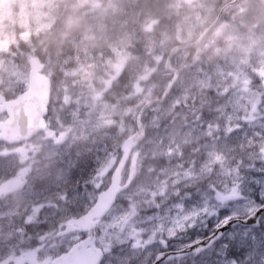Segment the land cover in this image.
<instances>
[{"label": "rangeland", "instance_id": "rangeland-1", "mask_svg": "<svg viewBox=\"0 0 264 264\" xmlns=\"http://www.w3.org/2000/svg\"><path fill=\"white\" fill-rule=\"evenodd\" d=\"M194 1L186 0L187 5L175 13L176 24H179V18L181 25L175 27L173 35L182 40L175 47L186 40L182 34L188 36L190 27L208 20L211 3L203 4L207 9L204 12L205 9L199 8V0ZM117 2L0 0V86L11 90V94L25 88L29 79V58L37 54L38 49L34 41L26 44L28 51L18 53L14 49L16 55L27 60V63L20 64L4 55L11 43L29 41L31 34L40 30H43L41 37L47 36L49 29L55 35L52 28L62 18L63 7L75 11V19L80 22L76 35H64V38H72L73 44L78 40L74 63L67 70L72 76L71 85L66 86L65 92V98L69 94L68 98L76 106L70 115L72 123L63 126L57 123L58 138L53 141L57 146L41 155L45 149L39 150L35 144L50 143L42 138L38 142L34 140L11 148L0 144V174L3 173L0 186H11L9 196L12 195L8 211L2 210L5 215L0 216V264H5L6 259L13 262L19 259L16 256L18 247L25 240H30L26 233L29 230L27 224L42 232L38 237L42 264H55L56 254L88 234L75 231L58 237V232L74 220L70 219L69 213L75 212L77 216L83 212L93 203L99 189L108 184L109 173L121 156L119 148L123 139L119 142V138L127 128L125 118L129 116L132 119L137 115L135 106L124 105L121 98L116 102L107 100L103 95L99 85L105 82L106 77L102 78L97 73L96 67L100 65L93 54L95 43H91L99 41L112 51L105 61L102 59V67L109 76L113 78L112 75L124 68L130 56L124 46L129 36L112 38L107 35L106 20L117 9ZM4 4L8 5L7 9ZM219 23L213 28V36L219 34L225 44L217 45L215 39L203 44L222 48L226 60L214 65V73L209 78L195 80L201 91L176 75L171 85H175V89L169 91L168 99L147 111L149 120L145 124L150 134L137 146L140 157L133 164L129 162L124 180L134 182L139 177L142 155L163 156L166 161L160 168L152 167L160 175L158 181L146 182L144 179L138 187L126 190L99 223L97 244L105 251L106 264H153L158 252L165 246H171L172 242L178 246L187 238L195 242L200 235L205 237L222 228L237 213L248 217L264 204L261 199L264 196V36L243 34L235 28L226 31L225 23ZM145 27L147 33H142L143 41L154 44L156 38L151 23ZM59 35H63L62 32ZM158 35L167 36L165 33ZM103 51L99 50L100 57L108 53L105 48ZM188 54L179 52L177 63L180 66L187 65ZM167 75L171 84L172 76ZM159 76L156 67L148 68L143 88L136 85L135 92L144 89V95L151 94L153 90L150 87L156 85ZM73 84L77 86L73 88ZM189 90L197 96L188 93ZM209 90H213L217 97L215 101H208L212 106L209 112H214L215 119L200 121L195 119L199 112L194 111V106H198ZM220 98L223 100L218 102ZM54 117L58 120L56 114ZM229 136L234 142H230ZM188 148L197 152L191 158L192 163L188 159L191 156L187 153L190 152ZM38 155L41 156L39 159ZM35 163H39V168L35 169L37 176H41L39 182L42 181L44 186L38 192L44 204L43 210L37 216L27 212L29 215L22 221L16 215L19 214L20 202L25 201L24 194L32 186L31 176L26 177V171L31 165L35 167ZM15 167L23 175L20 190L3 182L9 170ZM77 171L88 177L90 190L83 191L78 187V192H71L67 189ZM16 174L10 176L12 181L20 175ZM56 188L62 191L53 193ZM54 201L62 202L60 209L54 208ZM210 216L211 219L215 217L212 224L207 222ZM255 220L257 225L260 221L258 226L249 223L223 229L222 233L215 235L207 250H199V242L195 243L197 264H264V212ZM32 256L35 258V251H32ZM180 262L177 257H169L161 263Z\"/></svg>", "mask_w": 264, "mask_h": 264}, {"label": "trees", "instance_id": "trees-1", "mask_svg": "<svg viewBox=\"0 0 264 264\" xmlns=\"http://www.w3.org/2000/svg\"><path fill=\"white\" fill-rule=\"evenodd\" d=\"M196 1L197 0H195L194 3ZM231 1L232 0H199V8L205 9L204 12L207 10L203 7L204 3H211V7L208 11V20L205 19L206 21L204 20V22H202L200 25L190 27L193 30L192 39H195L198 36L206 23V25H208L218 18L221 9L225 5L226 7L223 10L221 16L218 18V22L225 23L226 31L235 28L240 29L243 34H257L261 36V32L264 29V0H240V3H237L236 5L229 4ZM117 3V9L113 11L106 20L108 23L107 35L114 38L115 36L119 37L127 34L129 36V40L126 42V44L124 43V46L126 48V52L129 53L130 56L121 73L117 77L113 78L111 84L108 83L109 85L105 98L114 102L121 98V103L124 105H137L138 108H141L143 104L142 99L144 98V89L137 93L135 92V87L138 85L139 87L143 88V82L145 81V75L147 74L149 67L157 66L156 68L158 69L160 76L156 82V85H152L150 87L152 88L150 90H153V92L151 93L152 95L148 97V99L162 96L170 82L165 70V61L166 56H168L171 49L178 43V39L175 37V34L173 35V31L175 27L177 28V26L180 27L181 25L179 18L177 19L179 24H176L175 13L179 8L181 10L187 4L186 0H119ZM60 15H62V18H60L52 28V30L55 32V35H53L49 29L48 35L51 34L49 39L43 40L41 43L40 41L43 38L41 37V34L43 33V30L33 32L29 41L22 40L18 44H15L14 42L11 43L10 49L6 55L15 59L16 62L20 64L23 62L27 63L25 58H20L19 54L16 55L14 53V49L15 52L18 53L21 51H28L26 44L30 41H34V45L38 47L37 54H39L45 61L47 65V71H51L55 85L58 87L59 84L60 94L63 96L67 90L66 88L63 89L62 85H66L71 79V77L67 75L65 71L74 63L75 55L78 52L76 50L78 40L73 44L72 38L69 39L68 36L64 38V35H69L70 33L71 35H76L78 33L77 28L80 22L78 19H75V11L69 10L68 7H63ZM66 19L68 20L66 21ZM151 22L152 32L156 38V42L154 44H148L147 42H144L142 37V33H147L145 26L147 23L150 24ZM60 32H62L63 35H59ZM158 33H165L167 36H169V38L167 39L166 35H164L165 37H160ZM182 35L184 38L187 37L184 33ZM52 36L55 37V42H50ZM213 39H215V43L217 45L221 46L225 44V40L221 38L219 34L217 36H213V29L210 30L201 43L195 47L187 49V52L189 53V60L186 61V66H180L177 63L179 52H174L172 62L173 65L179 70L178 78L182 77V79H186V81H188L192 86L196 85L197 87H192L195 90H199L200 85L195 84V80L202 81L204 78H209L211 74L214 73V65H216L219 61H225L226 57L222 48H214L213 44H208V46L203 44V42H210ZM157 40H159L161 45ZM91 43H95V46H92L94 50L93 53L95 58L99 60L97 63L100 66L96 67L97 73L98 75L101 74L102 78L106 77L105 80L109 82V80L112 78L109 76V74H107L105 67H102V59L105 61L106 56L111 55L112 51H110L108 45H103L99 41H91ZM104 48L108 50V53L107 55L105 54V57H100L98 52L99 50L103 51ZM160 55H163L164 58L157 60V57ZM208 61L209 63L207 64ZM209 84L210 83H208V85ZM102 85L103 84H100L99 87H102ZM174 86L170 90H174ZM57 87H55V90L58 92ZM73 88L75 87L73 86ZM103 88H105V84ZM209 91L210 92L208 94L202 96L201 100L205 101L202 102L200 100L198 102V106H194V108H196L194 111L199 112V115L195 117V119L198 118L200 121H204V119L208 121L215 119L214 112H209L212 106L208 104V101H215L217 100V97L215 94H213V90ZM188 93H194V96H197V94L192 90H189ZM61 97L55 98V101L52 98L53 104H55L54 102L62 101ZM188 97L190 96L188 95ZM199 106L201 109H199ZM194 111H191V113ZM54 114L55 113H51L50 117L53 118ZM209 117H211V119H208ZM147 119H149L147 118V115H144L143 120ZM135 122L136 121L134 119H130L128 116L125 118V124L127 128L125 132H123L122 136L127 134L126 131L130 130L131 123H133L132 126H134ZM228 139L230 142H234L230 136ZM200 143L201 140L199 141V147ZM190 153L192 154L189 157V161L191 163V158H193L196 153L192 151H190ZM141 161H143V166L141 168L139 177L135 179L134 182L130 181L126 190L132 187H138L141 184V181L144 179L146 182L158 181L160 175L158 172H155L152 167L157 166L160 168L164 165L166 160L163 156L153 157L149 154L148 157H146V155H142ZM157 175H159V177H157ZM78 176H76V180ZM118 199L120 201L121 196ZM242 214L237 213L234 216H241ZM211 217L212 216L207 219V222L210 224L214 222L213 220L215 218L214 217L211 219ZM237 226L241 227V225ZM205 229L207 230V228ZM103 262L106 261L103 260ZM182 264H191V261L190 259L187 261L183 260Z\"/></svg>", "mask_w": 264, "mask_h": 264}, {"label": "water", "instance_id": "water-1", "mask_svg": "<svg viewBox=\"0 0 264 264\" xmlns=\"http://www.w3.org/2000/svg\"><path fill=\"white\" fill-rule=\"evenodd\" d=\"M209 27L205 28L198 39L185 43L180 47H192L199 43L209 31ZM31 70L30 81L27 90L20 93L13 99L5 100L4 95L0 94V112L7 111L8 117L0 122V139L16 142L31 137L35 132L46 127V115L50 103L51 79L42 72L44 63L39 56L30 58ZM167 70H171L170 59L168 60ZM3 101V102H2ZM140 128L137 132L128 136L122 144V157L118 162L111 176V182L108 187L102 191L94 203V205L83 215L78 217L76 222H70L67 227L60 232L61 235L71 231H90L91 234L81 241L76 242L67 252L57 257V264H100L103 257V250L96 244V226L101 218L107 214L112 205L116 202L117 195L125 189L128 184H122L123 170L129 160L132 150L145 136L143 123L139 121ZM138 156V152L133 154V163ZM252 216L245 219H233L224 224L222 228H218L208 238L199 241V250L206 248L215 238L217 233L229 227L233 223L240 221L243 224L252 223L257 225L255 220L258 215L264 212V205L259 208ZM187 246L185 248L162 252L155 260L154 264L163 261L167 256L172 257L185 256L195 251V246ZM198 251V250H196Z\"/></svg>", "mask_w": 264, "mask_h": 264}, {"label": "flooded vegetation", "instance_id": "flooded-vegetation-1", "mask_svg": "<svg viewBox=\"0 0 264 264\" xmlns=\"http://www.w3.org/2000/svg\"><path fill=\"white\" fill-rule=\"evenodd\" d=\"M6 117H7L6 112L0 113V121L5 119ZM40 138H42L43 140L49 141L50 143L48 145L47 144L42 145L41 143L35 144V146H38L37 149L40 150V149H42L43 146H45L46 152L50 151V150L52 151V149L57 146V143L53 142V141H55L58 138V129L54 128L52 125L48 124V127L44 131L34 134L32 136V138L29 140H22V141L16 142V143H8V142L0 141V144H3L6 147L11 148L13 146H20L26 142H30V141H34V140H35V142H38ZM40 157H41L40 155L37 156L38 159ZM58 157H59V155H58ZM38 164L39 163H35L34 164L35 167L33 165H31V167L29 169H27L26 175H25L26 177L31 176L30 182L32 183V186H36L35 187L36 189L40 186L39 180L41 178L40 175L37 176V169H35V168H39V167H37ZM16 173H18L20 175L16 178L15 181H12L10 176H16L17 175ZM8 177H9V180L6 179ZM0 178H3L2 172L0 174ZM6 178H5V180H3V182L16 187L17 190H20L23 187V182H24L23 175L21 174V171H17L16 167L9 170V172L6 174ZM78 187H80L79 190H83V191L90 190L89 181L87 180V177H86V179H84L83 182H78L77 184H74L72 186V188L75 190L72 192H75V191L78 192V190H76V189H78ZM98 193L99 192H97V194ZM9 194H11V186H4L3 188H2V186H0V216L5 215V213H3L4 211H2V210L8 211V207H9L11 200H12V197H11L12 195L9 196ZM36 197L37 196H34L32 198V197H30L29 193H25L24 194V200L25 201L20 202L19 214H17L16 217H19V219L23 220V219L27 218L29 213H32L36 216L39 214V212H41V214H42L44 204L41 200L37 199ZM39 202H41L40 206H39ZM34 203H35V205H34ZM60 203H62V202L61 201L60 202H56V201L52 202V204L54 205V208L57 210L60 209V205H62ZM37 206H39V208H37ZM23 210H24V212H23ZM27 212H29V213H27ZM81 214H83V212H81ZM81 214H78V215H81ZM69 215H70V219H72V218L75 219L78 216V215L75 216L76 215L75 212L69 213ZM36 218L37 217H34L33 219H36ZM37 236H38V234H37ZM36 241H37V243H34L33 240H30L29 242H28V240H25L21 244V246L18 247V253L16 256L19 259L14 261V262L9 260V259H6L5 264H42V259H41L42 253H41L40 245H38V239H36ZM32 251H35V258H34V256H32Z\"/></svg>", "mask_w": 264, "mask_h": 264}, {"label": "clouds", "instance_id": "clouds-1", "mask_svg": "<svg viewBox=\"0 0 264 264\" xmlns=\"http://www.w3.org/2000/svg\"><path fill=\"white\" fill-rule=\"evenodd\" d=\"M7 7H8V5L7 4H4V8L7 9ZM45 15H47V14H45ZM50 35L51 34H49L47 36H44L40 42L42 43L43 40H48ZM192 36H193V30L191 28H189V30H188V36L185 37V39H187V40L190 41L192 39ZM176 38L177 39H180L179 36H177ZM197 39H198V37H197ZM50 42H55V37L54 36L51 37V41Z\"/></svg>", "mask_w": 264, "mask_h": 264}, {"label": "snow or ice", "instance_id": "snow-or-ice-1", "mask_svg": "<svg viewBox=\"0 0 264 264\" xmlns=\"http://www.w3.org/2000/svg\"><path fill=\"white\" fill-rule=\"evenodd\" d=\"M262 200H264V196L261 197ZM260 209H257V211H259Z\"/></svg>", "mask_w": 264, "mask_h": 264}, {"label": "bare ground", "instance_id": "bare-ground-1", "mask_svg": "<svg viewBox=\"0 0 264 264\" xmlns=\"http://www.w3.org/2000/svg\"><path fill=\"white\" fill-rule=\"evenodd\" d=\"M182 90V89H181ZM188 147V146H187ZM189 149V148H188ZM185 150V149H184ZM190 156V155H189ZM34 181V180H33ZM182 191V190H181ZM231 229V228H230ZM64 248V247H63ZM207 250V249H206Z\"/></svg>", "mask_w": 264, "mask_h": 264}]
</instances>
